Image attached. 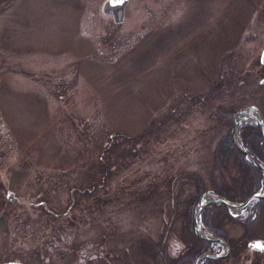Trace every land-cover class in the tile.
Segmentation results:
<instances>
[{
  "label": "rangeland",
  "instance_id": "374dc122",
  "mask_svg": "<svg viewBox=\"0 0 264 264\" xmlns=\"http://www.w3.org/2000/svg\"><path fill=\"white\" fill-rule=\"evenodd\" d=\"M101 2L0 0V263L191 264L186 172L245 173L215 108L264 121V0H127L120 22ZM250 222L217 220L209 264H264Z\"/></svg>",
  "mask_w": 264,
  "mask_h": 264
},
{
  "label": "trees",
  "instance_id": "16d2710c",
  "mask_svg": "<svg viewBox=\"0 0 264 264\" xmlns=\"http://www.w3.org/2000/svg\"><path fill=\"white\" fill-rule=\"evenodd\" d=\"M206 95L207 94H201L200 96H197L196 100H203ZM192 97H193L192 95L187 96V98L190 99ZM215 109L218 110V112L215 110V113L217 115L216 122L218 123L223 122L225 123L224 126L226 127L225 133L223 135L225 141L218 146L221 149V151H217V155L220 156V154L227 152L232 153L233 155L236 156V158L235 157L234 158L240 161L239 167L245 173L241 174L238 177L239 179L238 182L233 180L232 178L228 180L225 179L222 180L221 183L218 185H212L211 190L217 195H220L227 200L243 201L254 191L261 188L262 180H263L262 175L260 170L257 169L255 166H253L249 161L245 160L231 143L229 130L231 126L230 122L232 117L231 116L232 111L230 109H224L219 106H217ZM238 136L241 147L244 148L245 151L250 156H252L253 159L259 161L264 165V139L258 132L257 127L250 123H242L238 126ZM212 163L214 164V161H212ZM218 165L221 166L222 164L218 163ZM186 173L188 176L193 178L195 184L194 188L196 192L193 199L191 200V211H192L194 203L196 202L200 193L204 191L205 187L203 185V180L200 178V176L197 173L193 171H187ZM222 177L223 176H220V180ZM3 200L5 201V199ZM245 208L248 210V213L245 217L240 218L238 216L230 215L226 210V208L221 203L209 202L205 204L204 207L199 212V223L202 227L207 228L206 230H208L211 235L223 239V241L228 245L229 248L230 244L228 242V239L224 236L222 228L218 227L217 220L225 216L231 219H238L241 223L245 224L244 226L247 232H250L253 229V224L256 223V222H250V220L255 218V216L259 217V214L261 212H264V198L256 199L250 205H246ZM191 219H192V214L190 218V223L188 221L189 225H191ZM190 235L198 242V247L193 252H188V254L185 256L183 254L179 262H181L184 258L192 260L200 252L204 250H209L210 248V242L197 237L193 233L192 227L190 228ZM249 237L252 236H244L243 239ZM256 254H259V252ZM220 260L221 258L219 259L204 258L200 262V264H209L213 261H220ZM166 261L164 262V264L167 263L169 264V262Z\"/></svg>",
  "mask_w": 264,
  "mask_h": 264
},
{
  "label": "water",
  "instance_id": "95a60500",
  "mask_svg": "<svg viewBox=\"0 0 264 264\" xmlns=\"http://www.w3.org/2000/svg\"><path fill=\"white\" fill-rule=\"evenodd\" d=\"M126 1L127 0H122V2H121V0H102V2L100 4L101 12L105 15H109L113 22H120L123 18L124 6L126 4ZM258 60L260 63L264 64V47H262L259 51ZM263 81H264V76L259 78V82H263ZM249 108L256 110L254 108V106L247 105V106L242 107L241 109H239L238 111H236L232 115L231 126H230V130H229L230 140H231V143L233 144V146L238 151V153L243 158H245L247 161H249L253 166H255L257 169H259L262 177L264 178V166L261 163H259L258 161L254 160L245 151V149L241 147V145L238 141V137L236 136L237 135V132H236L237 127L234 124V117L236 114H238V113H240L246 109L248 110ZM255 114L257 115V120L250 121L247 123H251V124L255 125L257 127L258 132L260 133V135L264 139V131H263L264 121L258 112H256ZM204 194H207L209 197L202 204H199L200 198ZM4 196L7 200H16V197L14 196L13 191H11L9 189L5 190ZM258 198H264V193L259 192V191H255L254 193H252L248 197H246L243 201L227 200L224 197L214 193L211 189H205L202 193H200V195L198 196L196 202L193 205V209H192V222H191L192 231L200 239L207 240L210 243H212V242L220 243L221 245L224 246V250H223V252H217V253L210 252L208 250H204L192 259L191 264H199L204 258L217 259V258L223 257L225 255V253L227 252V245L223 241V239H221L220 237H216V236H212L210 234L204 233L199 222H198L199 221V212L204 207L205 204H207L209 202L221 203L231 215H236L240 211V209L244 208L246 205L251 204L252 202H254ZM257 243L264 245V238L259 237V238L248 239L246 241V246L250 250H255L257 252H261L264 254V250H261V248L253 247V245L257 244ZM0 264H26V263L16 261V260H7V261H2ZM31 264H34V263H31Z\"/></svg>",
  "mask_w": 264,
  "mask_h": 264
},
{
  "label": "bare ground",
  "instance_id": "6f19581e",
  "mask_svg": "<svg viewBox=\"0 0 264 264\" xmlns=\"http://www.w3.org/2000/svg\"><path fill=\"white\" fill-rule=\"evenodd\" d=\"M257 120V115L255 113H252L251 110H244L238 114L235 115L234 117V124L236 127H238V125L243 121H255ZM263 131H264V128H263ZM208 195L207 194H204L201 196L200 198V201H199V204H202L205 200L208 199Z\"/></svg>",
  "mask_w": 264,
  "mask_h": 264
},
{
  "label": "flooded vegetation",
  "instance_id": "af4514ba",
  "mask_svg": "<svg viewBox=\"0 0 264 264\" xmlns=\"http://www.w3.org/2000/svg\"><path fill=\"white\" fill-rule=\"evenodd\" d=\"M263 47H264V46H263ZM261 48H262V47H261ZM261 48H260V49H261ZM260 49H259V51H260ZM258 55H259V52H258ZM258 55H257V59H256L257 64L259 63V64H261V65H264L263 63H260V62H259V60H258ZM102 177H103V175H101L100 178H99L98 180H96V179H92V180H90V182H89V186H88V187L92 188L94 184H98V183H95L96 181H100V182H101V181H102ZM100 182H99V183H100ZM98 252H99V251H98ZM89 258H90V255H89ZM79 261H80V257L77 258V260H76V264H81ZM74 263H75V261H74ZM74 263H73V264H74Z\"/></svg>",
  "mask_w": 264,
  "mask_h": 264
},
{
  "label": "snow or ice",
  "instance_id": "6c2138e0",
  "mask_svg": "<svg viewBox=\"0 0 264 264\" xmlns=\"http://www.w3.org/2000/svg\"><path fill=\"white\" fill-rule=\"evenodd\" d=\"M121 2H122V0H121ZM253 247L261 248V250H264V245H261L259 243L254 244Z\"/></svg>",
  "mask_w": 264,
  "mask_h": 264
}]
</instances>
